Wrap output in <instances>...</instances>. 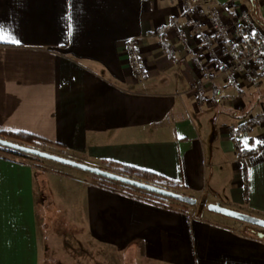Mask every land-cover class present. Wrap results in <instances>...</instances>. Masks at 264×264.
<instances>
[{
  "label": "crops",
  "instance_id": "0c3cea01",
  "mask_svg": "<svg viewBox=\"0 0 264 264\" xmlns=\"http://www.w3.org/2000/svg\"><path fill=\"white\" fill-rule=\"evenodd\" d=\"M213 2L223 5L233 37L264 34L263 0ZM0 29L19 41L0 42V130L29 133L38 138L33 147L93 167L114 162L154 173L196 199L163 207L121 185L53 165L40 170L1 151L0 264L50 261L42 220V199L54 188L49 168L59 185L70 184L64 196L89 241L122 258L264 264V228L207 208L264 219V119L246 125L264 116V63L251 79L223 68L205 15L183 0H0ZM131 39L141 80L124 53Z\"/></svg>",
  "mask_w": 264,
  "mask_h": 264
},
{
  "label": "rangeland",
  "instance_id": "374dc122",
  "mask_svg": "<svg viewBox=\"0 0 264 264\" xmlns=\"http://www.w3.org/2000/svg\"><path fill=\"white\" fill-rule=\"evenodd\" d=\"M257 118L258 117L254 119ZM248 120H250V118ZM246 125L250 124L247 122ZM39 159L40 160L36 161L35 166L40 170H43L45 168L44 164H46L53 165L54 167L70 169L71 171L82 174L83 177L86 176L87 178L92 179L102 178L101 176L79 168H74L48 159ZM47 172L55 189L51 188L49 197L44 195V198L42 199V204L44 206L42 220L44 223V229L48 228V230L44 231L45 234L49 233V241H47L49 249L48 253H46L45 250L44 254L49 255L50 260H44L43 264H137L131 257L122 258V255L112 248L89 241V237L84 227L85 225L81 223L80 217L72 212L74 210L73 199L70 195L68 197L64 196L66 194L65 191L69 190L68 187H71L70 184L67 185L62 183V185H59L61 183H58L57 181H59L58 179H60L61 176L53 173L50 168L49 171L47 169ZM166 199H168L167 201L169 202L175 201L169 198ZM55 203L58 204L60 208H57ZM60 209L64 214L60 212ZM65 215L69 217V220L72 221L73 225L64 218ZM117 256L121 258L119 259ZM94 258L96 261H94Z\"/></svg>",
  "mask_w": 264,
  "mask_h": 264
},
{
  "label": "built area",
  "instance_id": "2783aa9c",
  "mask_svg": "<svg viewBox=\"0 0 264 264\" xmlns=\"http://www.w3.org/2000/svg\"><path fill=\"white\" fill-rule=\"evenodd\" d=\"M264 1V0H263ZM184 5L189 7H197L205 15L208 26L214 41L222 47V53L226 57V63H222V67L234 74L241 73L247 79L253 76V67L261 68L264 63V34L255 33L249 37H233L227 28L223 16V5L216 4L213 0H183ZM246 21H251V15L248 11L243 13ZM170 22L175 25V33L178 39L184 35L182 27L176 25L174 20ZM127 64L137 79H143L144 64L141 57L140 49L136 40L131 39L125 45L124 49ZM200 70L205 73L206 67L200 63L198 59L194 60ZM190 90L198 97H203V86L200 83L191 85ZM200 98V99H201ZM264 119L260 116L257 119L251 117L248 120L250 125L255 124Z\"/></svg>",
  "mask_w": 264,
  "mask_h": 264
},
{
  "label": "water",
  "instance_id": "95a60500",
  "mask_svg": "<svg viewBox=\"0 0 264 264\" xmlns=\"http://www.w3.org/2000/svg\"><path fill=\"white\" fill-rule=\"evenodd\" d=\"M0 146L1 147H5V148H9L18 152H22L24 154H28V155H32L38 158H43V159H48V160H52L58 163H62L74 168H79L81 170H85L88 172H91L93 174H96L98 176H101L102 178H107L109 180L115 181V182H119L121 184L127 185V186H131L146 192H150L156 195H160L184 204H188V205H193L196 203V199L194 197L188 196V195H184L166 188H162L144 181H140L134 178H130L127 176H123L121 174L115 173V172H111L105 169H101L98 167H93L90 165H86L65 157H61L52 153H48L46 151L43 150H39L37 148H33L27 145H23L17 142H14L12 140H8V139H4L0 137ZM207 208L211 211L232 217L234 219H237L239 221L254 225V226H258L261 228H264V219L263 218H259V217H255L246 213H242L233 209H229L226 207H223L221 205L218 204H213V203H209L207 205Z\"/></svg>",
  "mask_w": 264,
  "mask_h": 264
},
{
  "label": "trees",
  "instance_id": "16d2710c",
  "mask_svg": "<svg viewBox=\"0 0 264 264\" xmlns=\"http://www.w3.org/2000/svg\"><path fill=\"white\" fill-rule=\"evenodd\" d=\"M0 137L4 138V139L12 140L14 142H17V143H20L23 145H27L30 147H33V145L38 140L37 137H35L29 133L20 132V131L0 130ZM33 148H35V147H33ZM1 151L8 154V155H11V156H17V157L29 159L34 163V165H35L37 160H40L38 157L28 155V154H24L22 152H18V151L0 146V152ZM107 166H108V169H105V170L115 172V173L121 174L123 176L134 178V179H137L140 181H144V182H147V183H150V184H153V185L174 191L171 188L172 187L171 182L166 181L165 179H163L162 177H160L154 173L144 171V170H140V169H137V168L129 166V165H123V164H118V163H114V162H108ZM100 185H102L104 187L111 188V189H115L116 188L115 185H121V186H123L121 188V190L126 191L128 194H131V195H133L134 192L139 191L141 195L145 196V198H147L148 200L152 201L153 203L158 204V205L163 206V207H171L173 205L172 202L174 203V201H172V200H171L172 202L167 201L168 199H166V197L156 195L153 193L152 194L147 193L146 191H140L138 189H135L134 187L126 186V185L120 184L119 182L111 181L108 179L101 178ZM175 203H177V202H175Z\"/></svg>",
  "mask_w": 264,
  "mask_h": 264
},
{
  "label": "snow or ice",
  "instance_id": "6c2138e0",
  "mask_svg": "<svg viewBox=\"0 0 264 264\" xmlns=\"http://www.w3.org/2000/svg\"><path fill=\"white\" fill-rule=\"evenodd\" d=\"M0 42H9V43H13V44L19 43V41L17 39H15L14 37H11V36L5 34L2 29H0ZM245 146L247 147V144H245Z\"/></svg>",
  "mask_w": 264,
  "mask_h": 264
}]
</instances>
